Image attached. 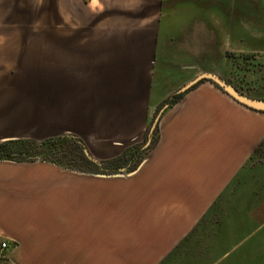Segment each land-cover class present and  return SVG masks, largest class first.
I'll use <instances>...</instances> for the list:
<instances>
[{
    "label": "crops",
    "instance_id": "obj_1",
    "mask_svg": "<svg viewBox=\"0 0 264 264\" xmlns=\"http://www.w3.org/2000/svg\"><path fill=\"white\" fill-rule=\"evenodd\" d=\"M46 5L45 28L0 30V142L91 157L0 160V264H264V112L184 89L235 79L213 22L171 0Z\"/></svg>",
    "mask_w": 264,
    "mask_h": 264
},
{
    "label": "rangeland",
    "instance_id": "obj_2",
    "mask_svg": "<svg viewBox=\"0 0 264 264\" xmlns=\"http://www.w3.org/2000/svg\"><path fill=\"white\" fill-rule=\"evenodd\" d=\"M171 1L174 8L171 12L177 13L182 20L191 19V21L196 20L208 25L213 22L214 29L220 34L219 40H223L228 50L227 55L235 57L247 54L252 56L249 58V62L245 64L247 70L235 68L233 60H231L229 68L232 74L235 71V75H232V77L235 76V79L231 78L230 82L239 86L247 94L252 93L258 96L260 93H264V0ZM46 7V0H0V30L23 28L28 29V33H32L30 30L34 28H45L48 26ZM218 24L223 26L220 28ZM23 37L30 38L31 36ZM1 41L3 42V39ZM215 65L218 66V63ZM13 70L14 68H11L7 72L12 74ZM217 70L224 72L220 67H217ZM31 86H34L36 90V84L31 85L30 83H22L18 85V89L21 88L22 92L26 93ZM44 87V83L39 84V89L42 88L44 91ZM32 127L34 126L32 125ZM37 135L40 136V132ZM33 138L39 139L38 137ZM71 147L72 152L79 155L80 151L75 144H72ZM45 154L41 148H36L29 155L40 159L55 160L58 158L57 155ZM77 159L79 161L71 162L69 158L64 161H69V167L73 168V166L83 163L81 158Z\"/></svg>",
    "mask_w": 264,
    "mask_h": 264
},
{
    "label": "trees",
    "instance_id": "obj_3",
    "mask_svg": "<svg viewBox=\"0 0 264 264\" xmlns=\"http://www.w3.org/2000/svg\"><path fill=\"white\" fill-rule=\"evenodd\" d=\"M252 56H249L247 54L241 55V61L238 60L237 56L233 58V64L235 65V68H242L244 70H247L246 63L249 62V58ZM255 57V56H254ZM207 79H203L198 83L205 81ZM212 82V81H211ZM230 82V81H229ZM214 83V82H213ZM217 87H219L221 90H223L219 85L214 83ZM194 85V86H195ZM235 85V84H234ZM236 86V85H235ZM241 92L245 91L239 86H236ZM184 92H181L175 96V98L171 101H169V104H174L179 98L182 97ZM249 95V94H248ZM264 112V111H263ZM157 132V128L154 131V135ZM155 138V136H154ZM72 144L77 147L78 151H80L79 155L78 153L72 152ZM38 145V147H37ZM36 148H41L43 151H45V155H57L58 158L49 159L57 162H61L64 164H69V161L66 162V158L71 161L75 162L79 161L77 158H81V160L85 159V154L83 151V148L78 143V140L76 138H71L68 136H49L44 139H14V140H8L4 142H0V160L1 159H7V160H29L33 159L32 156L29 154L35 151ZM76 155V156H75ZM76 158V159H75ZM48 159V158H46ZM4 257V256H2Z\"/></svg>",
    "mask_w": 264,
    "mask_h": 264
},
{
    "label": "water",
    "instance_id": "obj_4",
    "mask_svg": "<svg viewBox=\"0 0 264 264\" xmlns=\"http://www.w3.org/2000/svg\"><path fill=\"white\" fill-rule=\"evenodd\" d=\"M203 79H207L209 81L216 83L223 89V91H225L228 95H230L233 99H235L239 103L247 107L253 108V109L264 111V99L255 98V97L248 95L247 93L241 92L235 85H233L232 83L228 82L223 77L215 73L200 74L196 79H194L192 82L186 85L184 89L190 87L194 83H197ZM8 140L10 139H3V141H8ZM84 151L88 157H91L90 152L87 148Z\"/></svg>",
    "mask_w": 264,
    "mask_h": 264
},
{
    "label": "built area",
    "instance_id": "obj_5",
    "mask_svg": "<svg viewBox=\"0 0 264 264\" xmlns=\"http://www.w3.org/2000/svg\"><path fill=\"white\" fill-rule=\"evenodd\" d=\"M1 246H2V247H5V246H6V242L3 241V242L1 243Z\"/></svg>",
    "mask_w": 264,
    "mask_h": 264
}]
</instances>
